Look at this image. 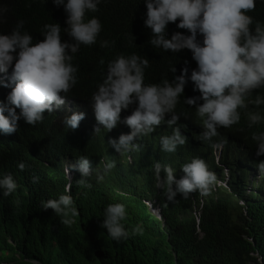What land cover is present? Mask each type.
<instances>
[{
	"label": "trees",
	"instance_id": "obj_1",
	"mask_svg": "<svg viewBox=\"0 0 264 264\" xmlns=\"http://www.w3.org/2000/svg\"><path fill=\"white\" fill-rule=\"evenodd\" d=\"M98 8L97 12L86 13L85 18L100 19L99 42L81 45L72 60L78 69L77 80L80 79L77 90L82 95L95 78L103 82L108 62L120 55L136 54L149 60L144 70V84L149 85L151 81L172 77L175 59L182 61V54L191 53L187 49L173 53L151 46L152 33L144 24V0H101ZM0 9L7 10L0 13L1 33L11 31L23 20L22 30L27 33L35 34L41 27L36 41L39 42L44 39V25L58 23L61 41L73 42L63 31L68 27L64 7H57L52 0H0ZM247 14L254 20L253 30L255 22L264 25V0H256L255 10ZM178 23L179 20L167 26L166 38L175 32L190 35L179 29ZM197 39L202 42L203 38L198 34ZM102 41H108V47H101ZM196 68L194 62L188 68L189 77ZM188 83L194 88L190 80ZM194 93L200 95L198 91ZM257 95L264 97V88L255 90L249 99ZM136 106L123 110L122 122L111 131L101 127L91 138L68 137L69 142L53 148L40 143L45 139V124L21 125L9 138H0V178L10 173L17 184L8 196L0 189V264H23L26 258L38 259L41 264H264V173L257 167L264 156H256L257 145L252 139L253 133L264 132V121L249 128L246 111L239 109L241 119L237 124L218 128L219 135L212 141H202L203 126L196 109L181 103L174 109L180 118L173 127L182 126L185 145L178 146L174 153L162 151L158 126L134 141L141 145L139 151L118 153L108 141L130 134L131 129L123 120ZM255 110L264 116V105ZM169 119L171 116L166 115L165 123L162 122L163 134L172 135L173 128L166 123ZM213 144L223 145L219 165L229 170L227 189L214 184L208 195L195 192L185 200L178 193V203L169 202L163 189L156 187L153 166L159 162L171 167L179 180L185 175L181 167L199 157L216 174L217 182L223 173L214 163ZM81 157L89 159L92 174L85 179L91 187L77 183L82 177L73 167L68 194L79 215L67 227L52 209H42V202L66 194L64 166L70 162L78 166ZM113 161L115 166L106 169ZM20 162L26 165L24 170L18 168ZM34 176L39 177L36 183L32 182ZM165 178L161 171V180ZM144 202L159 210L160 219ZM114 203L125 206L126 219L122 223L126 230L131 232L139 225L142 235L117 242L107 234L101 227L104 210Z\"/></svg>",
	"mask_w": 264,
	"mask_h": 264
},
{
	"label": "clouds",
	"instance_id": "obj_2",
	"mask_svg": "<svg viewBox=\"0 0 264 264\" xmlns=\"http://www.w3.org/2000/svg\"><path fill=\"white\" fill-rule=\"evenodd\" d=\"M52 2L57 7H64L68 27L63 31L73 42L61 41L62 29L58 23L45 24L44 39L39 42L36 41L41 27L35 34L27 33L22 30L23 20L13 30L0 32V138H9L21 125L45 124V139L40 143L53 148L69 142L68 137L91 138L101 127L111 131L122 122L123 110L137 105L123 120L131 129L130 134H121L118 140L110 139L109 145L118 153L139 151L141 145L134 141L160 126L157 134L162 151L174 153L178 146L187 143V138L181 135L182 126L173 127L180 118L174 109L181 103L196 109L203 126L202 141H212L219 135L218 128L237 124L241 119L239 109L246 111L249 128L264 121L260 111L255 110L264 105V97L257 95L255 99H249L255 90L264 88V25L255 22L253 30L254 20L247 14L255 10L256 0H144L147 9L144 24L152 33L151 46L173 53L187 49L191 53L182 54V61L175 59L172 77L151 81L149 85L144 84V70L149 66V60L136 54L120 55L108 62L103 82L95 78L84 95L77 90L80 79L77 80L78 69L72 60L81 45L99 42L100 19L85 17L88 12L99 11L101 0ZM6 11L0 9V13ZM177 20V27L187 30L190 35L175 32L170 39L166 38L167 26ZM198 34L202 36V42L197 39ZM101 47H108V41H102ZM194 62L197 68L189 77L188 68ZM100 63L103 65L104 60ZM189 80L194 88L189 85ZM196 91L199 96H195ZM250 105L254 109H250ZM166 115L171 116L166 123L173 128L172 135L169 132L163 134L162 122L165 123ZM252 139L257 145L256 156H264V132L253 133ZM211 149L214 163L223 173V178L217 182L216 174L209 171L204 159L199 157L181 167L185 175L179 180L175 179L171 167L159 162L153 166L156 187L163 189L169 202L178 203L175 199L178 193L185 200L195 192L208 195L214 184L216 188L227 189L229 170L219 165L223 145L213 144ZM77 165L70 162L64 166L63 173L68 182L64 189L66 194L42 202V209H52L60 217V223L67 227L72 226L79 215L68 194L69 183L74 178L73 167L82 177L77 183L91 187L85 179L92 174L89 159L81 157ZM114 166L113 161L105 167L111 169ZM257 167L264 173V161ZM18 168L24 170L26 165L20 162ZM161 171L166 174L164 180H161ZM255 174L258 176V172ZM38 180L39 177H32L33 183ZM16 188L12 174L0 178L4 196L12 194ZM144 204L160 219L158 209L152 208L151 203ZM103 218L101 227L114 241L143 234L139 225L131 232L126 230L122 223L126 219V209L121 203L107 205ZM23 264L41 262L26 258Z\"/></svg>",
	"mask_w": 264,
	"mask_h": 264
},
{
	"label": "rangeland",
	"instance_id": "obj_3",
	"mask_svg": "<svg viewBox=\"0 0 264 264\" xmlns=\"http://www.w3.org/2000/svg\"><path fill=\"white\" fill-rule=\"evenodd\" d=\"M68 173L71 175V171L70 170H68ZM249 180H251V178H249Z\"/></svg>",
	"mask_w": 264,
	"mask_h": 264
},
{
	"label": "bare ground",
	"instance_id": "obj_4",
	"mask_svg": "<svg viewBox=\"0 0 264 264\" xmlns=\"http://www.w3.org/2000/svg\"><path fill=\"white\" fill-rule=\"evenodd\" d=\"M13 30V29H12ZM7 83V82H6ZM9 85V84H8ZM10 86H12L13 87V85H10Z\"/></svg>",
	"mask_w": 264,
	"mask_h": 264
}]
</instances>
